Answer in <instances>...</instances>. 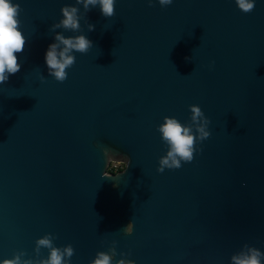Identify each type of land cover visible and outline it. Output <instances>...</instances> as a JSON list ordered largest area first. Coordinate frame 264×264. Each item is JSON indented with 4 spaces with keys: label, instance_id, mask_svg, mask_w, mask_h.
I'll list each match as a JSON object with an SVG mask.
<instances>
[{
    "label": "water",
    "instance_id": "water-1",
    "mask_svg": "<svg viewBox=\"0 0 264 264\" xmlns=\"http://www.w3.org/2000/svg\"><path fill=\"white\" fill-rule=\"evenodd\" d=\"M11 2L25 46L0 84V264L48 259L45 236L71 245L64 264L264 254V0H248L250 13L236 0H115L112 17L76 0ZM65 6L79 31L53 28ZM57 34L92 42L70 53L63 82L45 63ZM166 117L196 139L192 162L161 171Z\"/></svg>",
    "mask_w": 264,
    "mask_h": 264
},
{
    "label": "clouds",
    "instance_id": "clouds-1",
    "mask_svg": "<svg viewBox=\"0 0 264 264\" xmlns=\"http://www.w3.org/2000/svg\"><path fill=\"white\" fill-rule=\"evenodd\" d=\"M173 0H159L161 5H170ZM77 4H83L86 11L89 10V5H100L101 14L104 17H112L114 15L115 0H76ZM236 3L241 11L250 13L254 9V3H249L248 0H236ZM21 9L19 4H14L11 0H0V84H5L9 77L18 73L21 65L17 61V53L24 51L25 39L22 33L18 30L19 22L18 15ZM78 9L76 7L65 6L61 9L63 19L53 28L63 27L66 30L79 31V17L77 16ZM94 30L92 25H89V31ZM55 39L58 43H52L48 46L45 54V63L50 70L49 74L54 76L57 81L63 82L67 79L66 69L72 67L75 63V57L71 55L73 51L85 54L92 47V42L84 35L74 38H65L57 34ZM60 45H63L62 50L58 51ZM192 121H196L202 116L199 107H191ZM159 131L162 133L163 140L166 141L170 150L167 156L161 160L162 168L181 167V161L190 163L193 160V151L195 137L190 134L191 129L183 126L175 118H165V122L160 126ZM201 134V139L207 138L208 133L203 128L198 129ZM127 169V167H126ZM122 169V171H126ZM116 176V175H112ZM106 177H111L107 175ZM131 225H129V230ZM37 250L41 247L50 249L48 259L41 260L39 264H64L65 257L71 258L74 255V250L71 245L65 247L63 251L52 246L50 237L45 236L37 242ZM262 254L255 248H250L247 254L241 253L239 256L232 257V264H261ZM99 258L93 264H111V258L99 253ZM2 264H21L20 257L16 256L11 260H4ZM31 264V262H25ZM120 264H125L121 261Z\"/></svg>",
    "mask_w": 264,
    "mask_h": 264
},
{
    "label": "trees",
    "instance_id": "trees-1",
    "mask_svg": "<svg viewBox=\"0 0 264 264\" xmlns=\"http://www.w3.org/2000/svg\"><path fill=\"white\" fill-rule=\"evenodd\" d=\"M122 169H124V165H122V166L111 165L108 168V172L109 173H117V172L121 171Z\"/></svg>",
    "mask_w": 264,
    "mask_h": 264
},
{
    "label": "rangeland",
    "instance_id": "rangeland-1",
    "mask_svg": "<svg viewBox=\"0 0 264 264\" xmlns=\"http://www.w3.org/2000/svg\"><path fill=\"white\" fill-rule=\"evenodd\" d=\"M111 165L122 166V165H124V163L110 162V165L109 166H111Z\"/></svg>",
    "mask_w": 264,
    "mask_h": 264
}]
</instances>
